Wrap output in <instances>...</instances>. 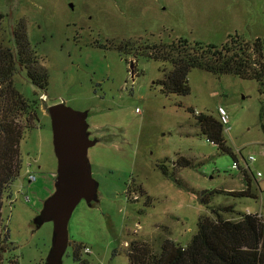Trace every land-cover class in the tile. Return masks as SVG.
<instances>
[{
    "label": "rangeland",
    "instance_id": "rangeland-1",
    "mask_svg": "<svg viewBox=\"0 0 264 264\" xmlns=\"http://www.w3.org/2000/svg\"><path fill=\"white\" fill-rule=\"evenodd\" d=\"M0 13L5 45H13L11 31L24 22L32 54L48 73L44 89L30 82L21 66L13 75L20 94L36 101L39 119L22 135V169L1 208L15 246L1 264L12 258L13 264H43L50 248L51 222L37 228L33 219L53 192L57 162L46 108L61 101L87 110L88 130L99 139L87 154L98 200L75 206L62 264H78L74 243L90 249L80 254L88 264H129L132 239L149 242L155 251L166 238L185 246L198 216L212 214L200 201L201 191L246 187L240 169L232 166L234 156L201 133L186 106L218 119L221 106L228 117L226 145L240 165L250 154L255 157L248 173L256 198L215 193L210 205L233 204V212H221L224 218L251 212L264 219V86L254 78L194 68L187 74L189 93L163 94L156 81L171 64L148 59L137 49L180 37L214 45L236 33L264 38V0H0ZM127 39L136 41V55H122L114 47ZM180 155L193 163L175 171ZM159 165L183 185L162 174ZM30 173L36 180L29 181ZM138 186L147 194L134 192ZM146 196L152 201L147 203Z\"/></svg>",
    "mask_w": 264,
    "mask_h": 264
},
{
    "label": "trees",
    "instance_id": "trees-1",
    "mask_svg": "<svg viewBox=\"0 0 264 264\" xmlns=\"http://www.w3.org/2000/svg\"><path fill=\"white\" fill-rule=\"evenodd\" d=\"M3 17L4 15L0 13V264L5 259L4 254L15 248L9 239L8 229L2 224L1 208L3 202L11 198L12 186L22 169V158L19 153L22 135L25 129L32 128L34 122L39 119L36 101L31 102L20 94L13 86V75L19 66L23 67L30 82L38 89L47 86L48 76L46 68L38 63V59L32 54L24 22L15 27V31L20 29L18 33L11 31L10 39L13 45L11 47L5 45V32L1 24ZM134 42L136 41L127 39L114 44V47L122 55H136ZM139 47L137 48L140 50L139 53L145 54L148 59L171 64V68L163 71L162 77L156 81L161 86L160 91L163 94L189 93L187 74L194 68L215 75L233 74L240 78H254L262 87L264 86V38L245 39L236 33L229 35L224 43L214 45L200 41L190 42L187 38L180 37L160 43L149 42ZM186 109L195 114L196 124L209 141L216 144L220 150L231 153L234 160H238L236 154L226 145L223 125L218 118L211 114L195 112L187 106ZM22 119L24 122H21ZM261 127L263 128V124ZM192 163L185 156H177L173 164L174 170L192 166ZM159 167L162 174L171 178L179 187L183 185L176 174H169L167 166ZM239 169L246 182V187L241 190L215 188L201 191L200 201L212 214L198 216L197 230L185 246L166 238L161 243L160 251H155L149 242L132 239L127 255L129 264H264V219L261 215L238 212V219L224 218L221 212H233L235 208L233 204L219 207L210 205L215 193L256 198L250 187L251 176L248 173L250 168ZM129 191L130 188L127 192ZM133 191L140 195L147 194L142 186L134 188ZM151 201V197L146 196V202ZM82 248V244L74 243L73 259L78 264H88L80 256ZM14 262H17L16 259L9 260V264Z\"/></svg>",
    "mask_w": 264,
    "mask_h": 264
},
{
    "label": "water",
    "instance_id": "water-1",
    "mask_svg": "<svg viewBox=\"0 0 264 264\" xmlns=\"http://www.w3.org/2000/svg\"><path fill=\"white\" fill-rule=\"evenodd\" d=\"M72 6L71 3H69ZM133 77V60L129 64ZM50 116L52 146L57 162L53 192L43 201L33 223L38 228L44 222L52 224L50 248L43 264H62L68 246V222L81 200L91 205L98 200V181L92 176L88 150L99 139L90 137L86 122L87 110H75L64 101L46 108Z\"/></svg>",
    "mask_w": 264,
    "mask_h": 264
},
{
    "label": "built area",
    "instance_id": "built-area-1",
    "mask_svg": "<svg viewBox=\"0 0 264 264\" xmlns=\"http://www.w3.org/2000/svg\"><path fill=\"white\" fill-rule=\"evenodd\" d=\"M42 99H45V95L42 94L41 95ZM218 116H219V120L221 121L222 125L226 124L227 121H228V117H227V114L225 112V110L220 106L218 107ZM211 143H213L212 141H210ZM255 157L253 156V154H250L245 160H244V166L243 165H240L239 164V161L238 160H233V163H232V166L233 167H236L237 169H239L240 167L241 168H244V169H249V163L254 161ZM261 175L260 172H257V175L256 176H259ZM28 178H29V181H33L35 180V175L34 174H28ZM26 199L29 200V197L26 196ZM83 252L84 253H89L90 252V249L88 247H83Z\"/></svg>",
    "mask_w": 264,
    "mask_h": 264
},
{
    "label": "flooded vegetation",
    "instance_id": "flooded-vegetation-1",
    "mask_svg": "<svg viewBox=\"0 0 264 264\" xmlns=\"http://www.w3.org/2000/svg\"><path fill=\"white\" fill-rule=\"evenodd\" d=\"M116 1H118V0H116ZM123 1L125 2V1H128V0H123ZM19 67H20V66H19ZM21 69H23V67H22ZM21 69H19V70H21ZM24 71H25V70H24ZM25 74H26V73H25ZM90 137H92V136H91V132H90Z\"/></svg>",
    "mask_w": 264,
    "mask_h": 264
}]
</instances>
